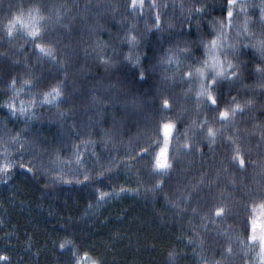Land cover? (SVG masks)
I'll list each match as a JSON object with an SVG mask.
<instances>
[{
    "label": "snow or ice",
    "instance_id": "obj_1",
    "mask_svg": "<svg viewBox=\"0 0 264 264\" xmlns=\"http://www.w3.org/2000/svg\"><path fill=\"white\" fill-rule=\"evenodd\" d=\"M0 49V109L14 125L0 130L4 183L17 168L53 185L95 184L135 169L138 183L151 185L146 194L167 189L174 220L190 217L186 246L209 243L221 256L201 257L203 264H264V0H0ZM38 109H55V144L33 131ZM257 133L259 161L250 146ZM101 145L108 167L95 151ZM86 155L91 164L82 167ZM96 191L98 201L114 194ZM226 220L239 225L237 234L217 227ZM59 249L71 253L68 264H103L74 234ZM179 259L168 252V264ZM0 264L9 256L0 254Z\"/></svg>",
    "mask_w": 264,
    "mask_h": 264
},
{
    "label": "trees",
    "instance_id": "obj_2",
    "mask_svg": "<svg viewBox=\"0 0 264 264\" xmlns=\"http://www.w3.org/2000/svg\"><path fill=\"white\" fill-rule=\"evenodd\" d=\"M52 2L62 4L70 0H52ZM84 2L85 0H80L81 5ZM221 2L222 0H209V3L217 6ZM249 3L259 5L260 1L249 0ZM213 15L219 18V12ZM256 15H259L258 9ZM112 31L115 32V29ZM102 39L107 40V35ZM2 51L4 49H0V52ZM246 52L249 55L254 54L251 49ZM122 71L131 77L134 70L130 66H125ZM245 83L252 85L253 81L249 80ZM151 85L152 80L149 79L147 82H139L136 87L139 91H146ZM241 98L246 97L242 95ZM3 100L4 97H0V103ZM37 115L39 119L32 122L33 131L38 132L48 143L55 144L61 131L60 126L55 122V109L51 111L38 109ZM8 119L6 111L0 109V130L5 125L9 130L13 129L14 125L8 123ZM24 127L23 123L16 122L17 130ZM242 128L250 129L251 124L242 125ZM131 134L134 135L135 130ZM258 137L257 133L250 145L253 151L251 159L257 161L261 159L256 155L255 148ZM92 138L99 139V137ZM124 140L127 142L128 136H125ZM95 151L98 155L103 153L100 163L108 167V153L103 151V146ZM259 151H264V148ZM113 155L116 153L114 152ZM119 158H123L122 153ZM28 159L25 157L24 162L27 163ZM62 159H66V155L62 156ZM189 159L193 158H185L186 161ZM88 164H91V160H87V164L82 167H87ZM216 164L219 165V160ZM198 167V164L194 165V168ZM101 170L99 166L95 169L96 172ZM237 177L239 178V174ZM247 177V184L254 188V181L258 177L255 176L252 168H248ZM65 178L74 180L76 177ZM82 178L81 176L80 179ZM139 180L135 169L131 173L121 169L111 180H101L95 184L53 185L47 176L33 177L17 168L9 182L0 184V254L9 256L10 263L13 264L19 262L68 264L71 253L62 252L59 243L66 234L71 233L77 237L82 249H91L93 255L99 256L103 264H168V252L174 249L180 253L178 264H203L201 257L213 261L221 260L219 254H213L209 243H205L203 249L198 246V242L191 247L186 246L187 240L192 238V230L189 227L190 217H176L174 220L173 210L163 199L167 189L159 195L146 194L145 188L151 185L138 183ZM97 188L100 191L112 192L116 197L95 208L99 195ZM120 188L132 191L119 192ZM137 188H139L138 193L135 191ZM121 193L123 195L120 196ZM38 209L44 211L40 213ZM198 222V218L193 221V223ZM229 226L236 230L232 234L238 233L239 225L234 224L232 220H226L224 224L217 222V227L221 230H226ZM237 251L239 252L238 248ZM233 264H241V262L236 258Z\"/></svg>",
    "mask_w": 264,
    "mask_h": 264
},
{
    "label": "rangeland",
    "instance_id": "obj_3",
    "mask_svg": "<svg viewBox=\"0 0 264 264\" xmlns=\"http://www.w3.org/2000/svg\"><path fill=\"white\" fill-rule=\"evenodd\" d=\"M260 1V0H259ZM1 103H3V101L1 102ZM3 110V109H2ZM5 111V110H4ZM81 151H85L84 150V148L82 147L81 148ZM89 151H91V149H89ZM86 160H90V158H88L87 157V155H86ZM4 179H6V178H4V177H0V184H2V182H3V180ZM118 195V194H117ZM121 195H123V193H121L120 194V196ZM114 197H116V194H113L110 198H108V199H106V200H103V201H96L95 202V208H99V207H101L102 205H104L107 201H109V200H111L112 198H114ZM39 210V212L41 213V212H43L44 210L43 209H38ZM95 210V209H94ZM47 211V210H46ZM93 214V213H92ZM91 213H90V215H92ZM199 259V258H198ZM10 264H13V263H10ZM16 264H22V263H16Z\"/></svg>",
    "mask_w": 264,
    "mask_h": 264
}]
</instances>
